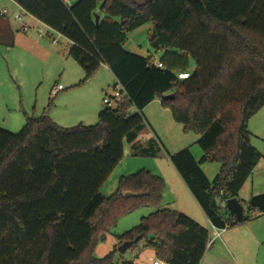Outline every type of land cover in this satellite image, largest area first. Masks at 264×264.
<instances>
[{
    "label": "trees",
    "instance_id": "16d2710c",
    "mask_svg": "<svg viewBox=\"0 0 264 264\" xmlns=\"http://www.w3.org/2000/svg\"><path fill=\"white\" fill-rule=\"evenodd\" d=\"M11 1L68 40V57L84 71L78 86L105 65L127 97L105 107L93 126L63 128L45 112L27 117L17 134L0 129V264H137L118 252L136 239L130 250L143 243L166 264H201L209 231L162 208L160 177L141 170L122 177L110 197L101 191L126 144L134 157L163 155L155 139L139 141L143 111L156 100L184 132L199 137V159L186 148L169 161L210 224L231 230L264 215V194L239 199L264 159L248 128L264 107V0ZM0 21L9 27L7 18ZM146 25L151 49L162 53L158 60L125 49L129 35ZM168 95L174 99L164 100ZM207 164L220 165L212 181L202 169ZM127 192L140 196L125 199ZM232 199L245 208L241 222L225 208ZM145 207L155 212L115 235L114 249L96 259L119 219Z\"/></svg>",
    "mask_w": 264,
    "mask_h": 264
},
{
    "label": "rangeland",
    "instance_id": "374dc122",
    "mask_svg": "<svg viewBox=\"0 0 264 264\" xmlns=\"http://www.w3.org/2000/svg\"><path fill=\"white\" fill-rule=\"evenodd\" d=\"M75 1L77 0H69L70 4ZM64 2L66 3L67 0H64ZM2 10H7L11 17L15 14H21L23 20L22 22L11 20L8 23L9 31L0 33V129L17 134L25 126L27 117H40L45 112L57 124V111L61 112L65 105H69L71 108L80 106L75 95L62 100L61 94L57 96L52 90L59 85L69 90L72 81H76V84H78L84 78L83 70L77 62L68 57L69 42L67 39L54 33L53 39L57 40L59 44L58 46H53L52 39L40 36V31L48 32L43 24L25 14L10 0H0V11ZM23 25L29 27V30L22 31ZM151 29V25H146L130 34L125 49L138 55L147 56L152 54L158 60L162 53L155 54L150 47L149 34ZM80 76L82 78H79ZM114 83L115 79L112 73L109 70H102L85 84L72 90L78 94L86 90H94L101 85H107V93L110 94L113 91ZM67 92L70 93V91H66L65 94H68ZM51 101L52 104H50ZM161 108V102L157 100L156 103L150 107L148 106L147 115L172 116L167 109H165L166 115H159L157 111ZM59 119H64V117L59 116ZM97 122L98 118L93 124L86 122L85 125H94ZM173 122L172 124L180 129L170 128V126H165L164 123L161 128V133H164L162 137L169 144L167 147L169 150H164L163 155L159 156V158H162L168 164H171L169 156L180 151L177 149L194 147L193 138L197 140L199 138L191 132L182 133L183 127L175 121ZM58 124L63 128H73L78 126L80 121L72 122V119L60 120ZM250 129L253 133L251 138L252 146L264 157V107L254 115ZM126 147L128 148V145ZM197 150L200 151L198 146ZM151 162L155 163L156 160L134 157L130 155L129 151V153L125 154L115 174L103 186V195L110 197L116 192L117 188L115 190L111 188V184L115 182L112 181L113 178L116 176L120 177L121 173L126 175L124 177H127L141 170L150 169L148 164ZM256 174L260 183L264 184V159L257 165ZM153 212H155L153 208L145 207L121 217L117 226L107 236V240L98 246L94 257L96 259L106 257L116 246L115 235H123L130 231L140 224L142 218L148 217ZM240 227L242 228L239 230H241L243 239L249 238L257 243L253 239L257 237L264 246V215H255L251 220L240 225ZM248 232H250V235L247 234ZM138 250L141 253L150 251V249H145L144 244L141 243L135 250L129 251L125 258L126 261H139L138 254H136ZM143 256H141V259ZM254 256L249 260L250 264H264L262 257L257 260Z\"/></svg>",
    "mask_w": 264,
    "mask_h": 264
},
{
    "label": "crops",
    "instance_id": "0c3cea01",
    "mask_svg": "<svg viewBox=\"0 0 264 264\" xmlns=\"http://www.w3.org/2000/svg\"><path fill=\"white\" fill-rule=\"evenodd\" d=\"M66 3L70 4L69 0H67ZM14 5L18 7L16 3H14ZM7 20L9 21V23L11 22V20L15 21L13 17H9L7 18ZM5 23L7 22L0 21V29L5 28V30L8 32L9 27L6 26ZM3 24L4 26H2ZM140 56L147 57L149 55L147 56L140 55ZM102 70L107 71L109 69L107 66L103 65L95 75H97ZM79 78H82V77L80 76ZM83 79H81L80 82ZM80 82L76 84V81H72V83H70L69 90L65 88L64 91H60L56 94L57 96L61 94L60 96L62 100L67 99L71 95H75V97L78 99V105L80 106L78 108H71V106L65 105V107H63V110L61 112L57 111V125H59L58 122L60 120L66 121L68 119H72V122L80 121L79 125L87 126L85 125L86 122L88 124H93L95 120H97L99 113L105 108L104 105H102V101L105 98V96L109 94L107 93V85H104V86L101 85V86H98L94 90H86L85 92H79L77 94L76 91L72 89L76 88L80 84ZM53 90H55V88ZM66 91H70V93L67 92L68 94H65ZM156 102L157 100L151 103L149 107ZM147 112H148V107H146L143 111V116L146 121V128L140 135L139 141L141 143H146L151 139H155L158 142V144L160 143V145L166 151H168L169 149H167V147L169 146V144L162 137L164 133H161V128L163 126V123L165 126H170V128H176V129H180V128H177V126H174V124H172L174 123L172 116H150V115L148 116ZM157 113L159 115H163L166 113V110L162 107L160 110L157 111ZM59 116H63L64 119H59ZM253 118L250 120L249 125H248V128L251 133L252 131L250 127H251ZM89 126H93V125H89ZM182 133L185 134L186 132L182 130ZM193 141H194L193 143L194 147H191V146L181 147V149H177V150L181 151L186 148H190V149L192 148L191 151L193 153V156L196 159H199L202 153L199 150H197L196 143L198 140L196 138L195 139L193 138ZM126 146L127 144L125 145L124 154H127L130 151V155H131L130 146L128 145L129 149ZM154 160H156V162L149 163L148 166L150 167V169H146L145 171L149 170L148 172L152 173L155 176L160 177L165 182V191L163 195L162 208L172 209L182 214H185L189 218H191L193 221H195L196 223H198L199 225H201L202 227L206 229L210 227V222L207 219L205 213L203 212V210L201 209L196 199L193 197L192 193L190 192V190L184 183L183 179L177 173L175 168L171 164H168L167 162H165L162 158H156ZM119 166L116 168V170L111 175V177L115 174ZM202 169L204 173L206 174V176L208 177V179L212 181L219 174L220 165L207 164V165H203ZM256 169L257 167L255 168L252 176L248 179V181L243 186L241 192L239 193V199L242 202H248L250 198L264 194V184L260 183L258 176L256 174ZM119 176L120 177L116 176L112 180V181H115L113 182V184H111V188L114 190L117 188L119 180L126 175H122L121 173V175ZM111 177L109 179H111ZM239 229H242V228L240 226H237L233 228V230L232 229L227 230L225 233L222 234L220 238L216 239L214 243L210 246V248L207 249V252L205 253V256L201 264H250L249 260L252 259L253 258L252 256L254 255H255L254 257H256L257 260H259L260 257L264 259V246L261 240L258 239L257 237L253 238L257 242L255 243L252 239L251 240L249 238L243 239L241 230ZM247 234L250 235V232H248ZM129 251H133V250H129ZM129 251H127L125 255H122L124 259L126 258V255L129 253ZM140 253H141L140 250L136 251V254H138L139 261H133V262L137 264H153V261L156 260L155 254L152 250L146 253L144 252L141 254ZM142 255L144 256L141 259ZM121 260L122 259L119 258L118 262H121Z\"/></svg>",
    "mask_w": 264,
    "mask_h": 264
},
{
    "label": "built area",
    "instance_id": "2783aa9c",
    "mask_svg": "<svg viewBox=\"0 0 264 264\" xmlns=\"http://www.w3.org/2000/svg\"><path fill=\"white\" fill-rule=\"evenodd\" d=\"M0 17L9 18L11 16L9 15L7 10H2V11H0ZM13 19L17 22H22L23 16L21 14H15L13 16ZM44 27L48 32L45 33V31H43V32L40 31V36L41 37L42 36L49 37L50 39H52V45L57 46L59 43L57 40L53 39L54 32L51 29H49L48 27H46V26H44ZM22 30L24 32L28 31L29 27H27L26 25H23ZM154 64L156 66H158L159 68H162V65L158 64L157 61H155ZM188 78H189V74H180L179 75L180 80H186ZM64 90H65V88L59 85L55 90H53V93L56 95L58 92L64 91ZM123 92H124V89L120 85H116L113 88V91L110 94L106 95L105 98L103 99L104 107L111 108V109L116 108V106L121 101V99H123L124 97H127L126 94ZM208 231H209V241L207 244V249H209L210 246L214 243V241L216 239L220 238L222 236V234L227 231V229L226 228L220 229V228H217L216 226H213L212 224H210ZM153 264H166V263L159 260V259H156L153 261Z\"/></svg>",
    "mask_w": 264,
    "mask_h": 264
},
{
    "label": "water",
    "instance_id": "95a60500",
    "mask_svg": "<svg viewBox=\"0 0 264 264\" xmlns=\"http://www.w3.org/2000/svg\"><path fill=\"white\" fill-rule=\"evenodd\" d=\"M96 20L98 22L99 18L97 17ZM172 99H174L173 95H168V96L164 97V100H172ZM139 196L140 195H138V194H133V193H129V192L124 194L125 199L137 198ZM225 208L239 222H241L243 220V218L245 217V208L243 207V205L241 204V202L238 199L228 200L225 203ZM137 241H138V239H136L132 242H125L124 244H122L118 248L119 254L125 255L127 253V251H129L137 243Z\"/></svg>",
    "mask_w": 264,
    "mask_h": 264
}]
</instances>
